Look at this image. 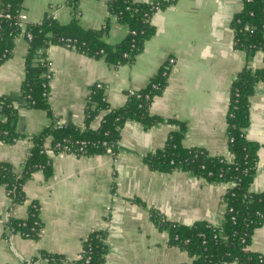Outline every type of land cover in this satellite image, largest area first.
Here are the masks:
<instances>
[{"label": "crops", "instance_id": "obj_1", "mask_svg": "<svg viewBox=\"0 0 264 264\" xmlns=\"http://www.w3.org/2000/svg\"><path fill=\"white\" fill-rule=\"evenodd\" d=\"M152 2L153 0H140ZM166 1V0H164ZM240 0H175L150 17L154 34L131 63L108 64L75 48L51 44L45 49L50 115L27 106L21 92L28 41L15 38L11 55L0 62V96L17 110L14 142L0 139V163L19 172L31 148L30 137L50 125L71 123L85 128L86 101L100 83L109 107L123 106L128 90L144 88L160 67L168 65L167 83L150 105L157 123L145 126L126 120L113 151L76 155L47 150L51 174L34 171L22 186L24 199L11 201L0 184V264H75L85 238L93 231L106 233L104 264H188L186 250L171 243L162 221L190 225L223 221V194L228 182L207 181L188 171L151 170L144 158L163 146L170 132L185 124L184 147H200L209 155L230 157L226 114L230 84L245 64L264 68V50L246 59L233 47L230 19ZM28 22L51 16L60 24L76 19L85 28H104L102 38L118 43L128 28L107 9V0H22ZM104 115L89 123L96 129ZM247 139L257 142L252 192L264 191V79L254 84L249 99ZM49 139L45 146L48 147ZM35 202L42 223L39 235L25 237L12 231L8 219H25ZM249 250L264 256V222L251 236ZM43 254L58 256L62 263ZM239 264V263H226Z\"/></svg>", "mask_w": 264, "mask_h": 264}, {"label": "trees", "instance_id": "obj_2", "mask_svg": "<svg viewBox=\"0 0 264 264\" xmlns=\"http://www.w3.org/2000/svg\"><path fill=\"white\" fill-rule=\"evenodd\" d=\"M69 1L76 3V0ZM174 1L107 0L108 12L128 28L123 39L111 45L102 38L104 28H85L76 19L60 24L51 16H46L39 22L26 23L22 29L16 19L22 9V0H0V12L11 15L8 19L0 17V62L11 55L17 36L22 34L25 38V33H30L21 92L27 106L44 110L50 115L45 65V49L49 45L69 42L78 51L102 57L108 64L131 63L142 50L144 42L154 34L151 15ZM230 27L233 30L232 45L243 51L246 59L256 51L264 50V0H240V8L232 15ZM165 66L160 67L144 88L135 90V94L127 91L126 102L120 107H109L102 87L93 85L86 98L85 128L71 123L50 125L38 135L30 137L31 148L19 172L8 163H0V184L11 190V201H23L22 186L34 171L41 169L45 178L51 174L47 150L59 151L56 143L77 146L76 141L85 142L84 155L105 153L116 148L120 129L126 120H136L145 126L160 121V117L150 114L149 105L166 86L168 72ZM262 79L264 68L252 69L245 64L230 84L225 121L227 146L232 160L228 161L224 155H209L200 147H184L182 138L185 124L182 122L178 130L170 132L162 147L144 158L151 170L188 171L207 181L230 184L221 196L225 211L219 225L206 220H198L190 225L162 221L152 211L153 220L169 229L170 242L186 250L192 258L188 264H264V256L248 248L254 229L264 222V191L250 190L256 169L258 143L247 139L244 133L249 124V99L254 84ZM100 112H104V115L99 127L89 128V123ZM16 119L17 110L11 100L0 96V139L4 142H14V139L23 137L15 130ZM47 139L48 147L45 146ZM8 224L12 231L29 232L30 237H37L42 227L37 204L32 202L29 205L27 218L8 219ZM105 240L104 231L91 232L83 241L82 256L75 264H104L107 250ZM86 256L89 257L87 262ZM42 257L50 262L62 263L58 256L43 254Z\"/></svg>", "mask_w": 264, "mask_h": 264}, {"label": "built area", "instance_id": "obj_3", "mask_svg": "<svg viewBox=\"0 0 264 264\" xmlns=\"http://www.w3.org/2000/svg\"><path fill=\"white\" fill-rule=\"evenodd\" d=\"M0 17H2V18H10L11 17V15L9 14V13H7V12H0ZM16 19H17V25H19L20 27H22V29H23V27L25 26V25H27L28 24V20H27V17H26V14L25 13H23L22 11H20V12H18L17 13V15H16ZM27 23V24H26ZM22 35V34H21ZM25 38L27 39V40H29L30 38H31V35H30V33H25ZM64 46H66V47H71V48H74V46L71 44V43H69V42H66L65 43V45ZM173 62V60L172 59H169V62H168V64L165 66V68L167 69V71H168V65L169 64H171ZM45 65L47 66L48 65V62L47 61H45ZM164 73H166V72H164ZM46 78L48 79L49 78V73H48V71L46 72ZM44 86L46 85V83H44L43 84ZM96 85V87H98V88H100V87H102L101 86V84L100 83H97V84H95ZM128 93L129 94H135V90H128ZM147 97V96H146ZM14 141H15V139H14ZM76 144H77V146H72V145H70V144H67V143H63V144H60V143H56V146L55 147H57L58 148V150L59 151H62V152H69V153H73V154H76V155H80V154H84V144H85V142H80V143H78V141H76L75 142ZM228 161H230V160H232V157L230 156V157H228V158H226ZM10 192H11V190L10 189H7V194L8 195H10ZM24 223V222H23ZM20 234L22 235V236H25V237H30V234H29V232H20ZM82 253H83V251H81V253H80V255H79V258L82 256ZM89 260V257L88 256H86L85 257V262H87Z\"/></svg>", "mask_w": 264, "mask_h": 264}]
</instances>
